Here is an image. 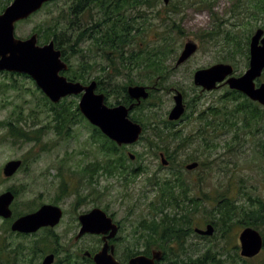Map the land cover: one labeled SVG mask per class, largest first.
Instances as JSON below:
<instances>
[{
    "label": "rangeland",
    "instance_id": "1",
    "mask_svg": "<svg viewBox=\"0 0 264 264\" xmlns=\"http://www.w3.org/2000/svg\"><path fill=\"white\" fill-rule=\"evenodd\" d=\"M70 1L55 0L44 11L24 22L20 28V35L25 37L36 28L42 29L48 25L52 27L57 16L66 15V7ZM155 5L153 11H158V15L152 17L153 19L149 22L157 25L161 23V20H164L168 25L174 26L168 35L167 48L170 50V54L163 59L162 68L165 70H162L159 77L142 85L152 87L149 97L142 101L133 113L138 123L144 126L142 138L138 143L122 149L120 154L124 155L121 156L123 159L129 153L140 155L158 152H163L166 155L171 153L174 155V160L167 168L157 171L156 174L155 170H159V166H151L147 173L137 175L135 178L126 177L131 180V183L125 187L124 180H122L125 175L115 165L116 160L120 158L119 155L110 156L109 153H104L107 152V144H104L107 139L102 137L99 142L95 141L83 118L71 115L67 109L73 105L72 102L78 104L79 97H68L63 100L62 105L67 107L70 119L74 120L76 117L73 124H70V134L66 139L62 140L57 137L53 131L54 123L50 119L44 120L42 116H39V121L34 127L21 125L29 133L41 129L47 124V129L40 133L38 143L28 142L14 145L9 139L0 140V163L31 154L30 169L35 173L45 171L48 184L54 183L56 195L58 185L62 182L70 190L69 196L60 201V205L65 209V222L63 221L64 224L61 228H70L67 238L72 235L73 229L72 225H68L70 218H74L78 211H83L88 205V202L83 205L79 198L86 196L89 198L94 190L100 194L99 204L103 210L114 213L116 220L123 224L121 234L123 241H121L120 249L124 246H135L134 244L141 243L142 239L136 240V236L132 232H144L141 224L144 221L147 222L146 220H151L154 213L151 212L153 210L149 204L156 201L158 192L155 185L148 184V180L154 176L163 182L166 178L171 177L174 171H179L188 182L192 183L196 191L193 193L195 198L201 195L197 189L199 178L208 173L202 186V194H208V200L200 207L198 205L194 208L191 225L184 226L185 228L190 227L192 230L190 234L193 233L194 228L205 229L206 224L213 225L212 222H216L208 218L205 212L209 213L213 209L216 211L213 198L221 191L231 190L233 199L238 200L239 205H244L247 208L248 197H258L264 203V144L261 145V142L264 143V108L259 107L263 120L258 124L254 123L251 129L241 124L242 118H239L240 121L237 125L241 128L239 131H236L235 128H228L225 126L226 123L222 115H218L212 121H214V125L218 124L219 126L216 129L204 126L205 136L197 138L196 132L204 123L196 119L197 113L211 106L224 111L222 101H226L224 97L229 89L227 86H222L212 91H203L193 84V74L196 70L219 63L231 65L234 69V76L245 72L248 66L250 38L257 29L260 28L264 31V0H211L208 7H205V4L200 0H169L167 5H164L163 0H157ZM175 7L176 9H174ZM91 13L96 14V9L93 8ZM146 13L150 15V11L146 10ZM148 18L149 16L146 17V20ZM61 20L58 18V22ZM139 21L141 22L140 19ZM158 32L160 33L161 30ZM155 34L147 28L145 38L143 37L144 44L156 47L159 42H162L160 37ZM188 41L197 45L196 52L179 67L173 69L184 44ZM141 47L143 46L141 45ZM77 61H79L78 57L72 58L74 66L78 65ZM132 78L137 79L138 77L134 75ZM121 81H127V79L116 80V82ZM259 82L264 83V72ZM174 90L182 94L183 102L187 107L185 117L172 124L168 121L167 114L174 105ZM240 101L242 100L232 101L233 104L228 103L227 110L234 109ZM42 105L43 97L35 93L25 94L23 92L20 97L10 94L0 95V120H13L15 114L19 112V108L25 115L31 109H35V106L37 108L43 107ZM48 116L51 114L49 113ZM257 126L259 129L256 132ZM165 127H169L175 135L170 138V131H165ZM160 130H162L164 139L162 142L158 141L161 149H149V145L155 143V133ZM7 132L6 127H1L0 139L6 136ZM193 136L194 140L188 144ZM234 136H237L236 140H234ZM52 143L55 145L53 146ZM207 144L209 148L206 147ZM97 153L100 155L97 159L99 167L96 170L95 185L87 186L85 185L88 182L87 176H83L89 173L90 165L96 160ZM64 159L66 160L64 161ZM143 159L145 158H141V160ZM210 161V166L206 167ZM193 162L201 165L193 173L186 171L185 166ZM59 164L63 166L61 167ZM63 167L64 175L61 172ZM59 173L63 176H59ZM0 180V192L16 183L12 180L3 182L2 177ZM15 180H18V177ZM77 202H79V206H75ZM236 215L232 222L227 223V226L226 223L223 222V226L221 221H217L215 226L213 225L212 236H205L203 240L195 234L188 237L186 240L188 247L185 248H189V251L185 253L179 251L183 249L177 248L179 259L181 257L194 259L207 252L209 258L212 257L210 264H240L238 236L246 227L239 223L241 215L238 213ZM160 216H157V220ZM222 229L228 232H222ZM254 229L264 235L263 224L258 223ZM157 232L160 233L161 228H157ZM170 247H175V245H170ZM71 248L73 252L75 249L73 244ZM166 249L170 253L168 246ZM233 249H236V252H233ZM172 252L175 254L174 250ZM169 256L174 259V255ZM262 260H264V250L259 254V259L256 258L246 264H264Z\"/></svg>",
    "mask_w": 264,
    "mask_h": 264
},
{
    "label": "flooded vegetation",
    "instance_id": "2",
    "mask_svg": "<svg viewBox=\"0 0 264 264\" xmlns=\"http://www.w3.org/2000/svg\"><path fill=\"white\" fill-rule=\"evenodd\" d=\"M14 1L15 0H0V16L5 13V11L13 4ZM53 2H55V0L43 3L40 9L29 15L26 19L15 21L13 23L12 32L14 39L16 41H22L27 40L32 35H36V47L38 48H42L52 42L54 44V49L60 51L61 61L67 66V69L60 71L59 75L65 77L68 81H71L70 79L72 72L77 70L79 74H82L88 80L86 83H82L83 85H88L90 82L96 83V93H99L98 87L100 86V81L102 80L116 81L118 79H129L134 75H136L137 77L142 76L141 71H138L133 66L129 54L127 55V57L125 56L116 60L117 58L112 51H102L95 48L96 45L94 44L93 39L89 37L88 33L85 32V29L89 28V26L92 25L91 23L96 21L98 15H100V12H98V10H96V14L93 13L94 16H92L91 18H88V12L84 15V21H86V24L81 27L83 29L84 35L81 37L82 43L80 50L82 51L81 53L83 55L84 64L82 62V66L80 67H76L72 63V58H75V55H72L69 51H66V55L64 56L62 54V51L56 47L54 24H52V27L48 25L42 29L36 28L25 37L20 35V28L22 24L34 18L40 12L44 11ZM69 5L66 7L65 12H68ZM95 15H97V18H95ZM146 24L148 25V21ZM147 25L146 28L148 27ZM144 35L145 33H143V35L141 36L142 39L143 37L145 38ZM69 38L70 34L68 32L63 35V39ZM137 38H140V35H138ZM16 56L17 52L13 49H2V51L0 50V61H11L13 57L14 59H16ZM102 57L105 59H103ZM145 64L146 63L141 64V68L139 69L143 70V73H151L148 68L149 66H146ZM179 66L174 65L173 69ZM163 69L165 70V68ZM222 86L226 85L222 84L219 87ZM28 87L31 88V90H29ZM23 92H25V94L35 93L40 97H46V95L38 88L35 80L29 75L19 72L16 65L15 67L13 66L5 69H0V95L10 94L15 97H20ZM63 100H65V98L61 99L57 104H54L50 101L49 102L53 106L59 107ZM134 102L135 101L131 100L130 104L125 106L128 107L131 104H134ZM52 105L50 106L49 104H43V107L40 106L37 108L35 106V109H31L25 115H23L21 108H19V112L15 114L13 120H0V128L6 127L8 130V132L5 133L6 136L2 137L0 140L6 141V139H9L14 145L26 144L28 142L38 143V138L30 141L26 138L10 137L8 136V133L9 127H12L13 125L18 123H20L21 125L24 124V126L34 127V125H36L39 121V116H42L44 120L50 119L54 123L53 131L57 135V137L62 140L66 139L70 134V115L68 111H66L64 113L62 122L58 121L56 123L55 114L53 112L54 107ZM139 106H134L129 111L128 116L130 120H132V118H135L133 116V113H135V110ZM184 106L185 110L182 115L183 117L181 116L178 121H181V119L185 117L187 105L184 104ZM49 113L51 114V116H48ZM83 120L89 126L94 140L99 142L103 137L100 130L91 125L86 119H84V117ZM171 123L174 124L173 122ZM46 126L47 124L41 127V129H38L40 133L47 129ZM52 145L54 146L55 143H52ZM125 147L127 146H122V149H125ZM99 155L100 153H97L95 155L96 160L90 165L89 173L83 176H87L86 179L88 180V182L85 183V185L87 186L95 185V176L97 174L96 170L99 167V160H97L99 158ZM109 155H119L120 158L116 160L115 165L120 169L122 174L125 175V177L122 179L124 180L123 184L125 187L127 186V184L131 183V180H128L126 177L135 178L137 175L140 176V174L149 172V168L156 165L159 166V170H155L157 174V171L167 168L174 160L173 154L169 153L168 155H166L163 152L153 154L144 153L142 155L129 153L127 154V157L125 156L123 159H121V156L123 154L120 153H110ZM30 157L31 154H25L20 158L10 160L20 162L18 169L14 171V173L10 176H6L3 173L4 166L10 161L0 163V178H3V182L6 180H12L16 182L0 192V196L6 193L11 194V201L8 204V208L5 211L0 212V264H95L94 257L102 252L105 244H107L108 253L113 249V256L115 260L120 264H129L130 259L137 256L152 258L153 254L157 252L160 253V259L155 260V264H172L174 260H177L176 258L171 259V256H169L173 255V252L169 249L170 253H168L166 249V240L160 233L153 238H150L149 236L144 238L141 243L139 242L134 244L135 246H124L120 249V245L122 243L121 241H123V238H121V234L123 232V224L121 221L116 220V215L114 213H108L106 210H103V208L99 204L100 194L98 192H95L94 190H92L91 196L89 198H86L87 196L84 198H79V200L81 199L83 205H85V202H88V205H86L83 211H78L74 218H70L68 225H72L73 229L72 235L67 238V235L70 234V228H61V226L65 222V209H63V207L60 205V201L69 196L70 190L67 188V186H65V183L62 182L58 185V192L56 195L54 183L48 184L47 173L45 171L43 173H35V171L30 169V161L32 160ZM141 158L145 159L141 160ZM162 158H164V160L166 161V165L162 164ZM65 160L66 159H64V161ZM158 162H160V164H158ZM59 165L61 167L63 166L62 164ZM196 169L187 171L193 173ZM64 170V167L62 168V171L61 168H59V171L63 172V175ZM63 175L59 173V176ZM19 176H21V179H19ZM17 177L18 180H15ZM157 181L161 182V180L156 179L153 176L151 181L148 180V184L151 185L152 183L154 184ZM186 188H190V194L191 196H193L195 190L194 186H192V183L191 186H187ZM157 200L158 198L156 199V201L152 202V204H158L159 201ZM185 203L188 205L187 201H185ZM76 205L79 206V202H77L75 206ZM43 207H57L60 209L61 217L56 224L51 225L47 221L46 225H40L34 230H29V228L27 227L28 229L25 231L20 230L16 227L17 221H19L21 218L35 214ZM96 209L103 211L109 218L112 219V222L117 226V233L113 238H108L109 233L103 235L102 233L96 232H81L82 225L80 223V217L86 216ZM189 210L190 216L193 219V205H191V208ZM151 212H153L154 214L157 213L156 211ZM207 225L208 224H206L205 227ZM189 228H185L184 230L186 233L185 246L187 244L186 240L193 234H195L199 238H202L201 240L204 239L205 236H201L195 232V230L199 228H194L193 233L191 234ZM132 234L137 238L140 233L132 232ZM261 237L263 240V247L259 254L264 250V235L261 234ZM72 244L75 247V249H73V252L71 248ZM186 247H188V245ZM185 250L186 251L184 252L186 253L187 251H189V248H186ZM232 251L236 252V249H233ZM259 254L253 258H244L240 256L239 249L240 264H246V262H251L256 258L259 259ZM263 261L264 260H262V263ZM178 263H180V261H178Z\"/></svg>",
    "mask_w": 264,
    "mask_h": 264
},
{
    "label": "trees",
    "instance_id": "3",
    "mask_svg": "<svg viewBox=\"0 0 264 264\" xmlns=\"http://www.w3.org/2000/svg\"><path fill=\"white\" fill-rule=\"evenodd\" d=\"M156 1L157 0H71L66 15L57 16L55 18L54 34L56 36V47L62 51L64 56L66 55V51H69L72 55L78 57L79 61H77L78 65L76 67L82 66V62L84 64L83 55L81 53L82 51H80L82 43L81 37L84 35L81 27L86 24V21H84V15L88 12V18H91L93 16L91 10L95 8L98 12H100V15H98L96 21L91 23L92 25L89 26V28L85 29V32H87L89 37L93 39V42L96 45L95 48L102 51H112L117 58L116 60L125 56L127 57L129 54L133 66L138 71H141L142 76L137 79L129 78L127 81L121 82H116L115 80L100 81L98 92L105 96V103L109 107L120 104L127 106L130 104L131 100L127 96L126 88L131 85H143L147 81H154L159 77L162 70H164L161 65L163 59L170 54V50L167 48L169 40L168 35L172 32V28L174 26L172 27L168 25L167 21L164 20H161V23L157 25L149 22L153 19L152 17H156L158 15V11H153L156 6ZM210 1L211 0H200L201 3L205 4V7L210 5ZM174 9H176V7ZM146 10L150 11V15H147ZM147 16H149V18L146 20ZM58 18L62 20L58 22ZM147 21L148 25L146 24ZM146 25L151 32L156 33L155 36H159L162 40V42H159L156 47L144 44L141 37L137 38L138 35H143V33H145L147 30ZM159 30H161L160 33L158 32ZM67 32L70 34V38L63 39V35ZM141 45L143 47H141ZM144 63H146V66H149L148 68L151 73H143L142 70L139 69L141 68L140 65ZM70 80L81 83H86L88 81L82 74H79L77 70L72 72ZM111 99H113L114 103L111 102ZM224 100H226L222 101L224 111L215 106H211L200 113H197L196 119L200 122H204L196 132L197 138L205 136L204 126L206 128L211 127L212 129H216V127L219 126L218 124L214 125V121H212L214 117L218 115H222L224 118L226 123L225 126L228 128H235L236 131L241 129L237 126L240 121L239 118H242L241 124L248 129H251L254 123L258 124L261 120H263L262 115L259 112L261 111L259 110V106L248 100L242 94L236 91H228ZM238 100L242 101L238 102L234 109L227 110L226 105L228 103L233 104L232 101ZM63 103L64 101L59 107L53 106L46 97H43V104H49L54 107L53 112L55 114L56 123L58 121L62 122L64 113L67 109L71 115H77L79 118L82 117L75 102H72L73 107L70 106L68 108L65 107V105H62ZM75 120L76 117L74 120L70 119V123L73 124ZM132 120L134 122H138L135 118H132ZM164 129L165 131H170L169 127H165ZM258 129L259 127L257 126L255 131L257 132ZM169 134L170 138L175 135L172 131H170ZM8 136L26 138L27 140L32 141L39 138L40 131L33 130L28 133L23 129V126L18 123L9 127ZM194 138L195 137L193 136L192 140L189 141L188 144L191 143ZM236 139L237 136H234V140ZM163 140L162 130H160L155 133V143L150 144L149 149L154 148L156 150H160L161 147L159 146L158 141L162 142ZM104 144H107V152H104L106 154L121 152L122 147H117L109 140L104 142ZM262 144L264 143L261 142V145ZM206 147L209 148V145L207 144ZM210 163L211 161L206 167H209ZM200 165L201 164H199V166ZM207 174L208 173H205L204 176L199 178L197 189L201 195L199 197L197 196V198L191 196L190 188H186L187 186H191V183L188 182L179 171L172 172V176L166 178L163 182L157 181L154 184L152 183L151 185H155L157 187V201H159V203H151L149 207L157 213L152 215L151 220H146L147 222L144 221V223L141 224L144 232H140L136 240H143L148 236L153 238L159 234L157 232V228H161L160 234L166 240V247L168 246L170 250L172 249L175 252L173 255L177 260H174L172 264H210L212 262V259L210 258L212 257L209 258V254H207V252L194 259L191 257H181L179 259L177 256L179 252L177 248L183 249L182 251H186V233L184 231V226H190L192 223L189 210L191 205H193L194 208L198 205L200 207L202 203L208 200V194H202V186L205 183ZM149 180L151 181L152 178ZM232 193L233 192L229 189L218 193L217 196L213 198L216 211L213 209L209 213L205 212V215L208 218L215 220V223H217V221H221L222 224L224 222L227 226V223L232 222V220H234L237 216L236 213H238L241 215L239 223L245 227L256 228L258 223L264 225V203L261 199L258 197H248L247 208L244 205H239L238 200L233 199ZM185 201L188 202V205ZM159 214L162 215L160 216ZM157 216H160L161 218L159 217L157 220ZM212 223L215 226V223ZM189 230L191 232L190 228ZM227 230H229V228H227ZM221 231L225 233L228 232L225 231V229H222ZM144 233L147 235L144 236ZM170 245H175V247H170ZM178 259L180 263H178Z\"/></svg>",
    "mask_w": 264,
    "mask_h": 264
},
{
    "label": "water",
    "instance_id": "4",
    "mask_svg": "<svg viewBox=\"0 0 264 264\" xmlns=\"http://www.w3.org/2000/svg\"><path fill=\"white\" fill-rule=\"evenodd\" d=\"M51 0H15L13 4L0 16V50L13 49L17 52L16 59L11 61H0V69L17 67L18 71L32 77L38 88L54 104L59 103L63 98L79 96L78 110L80 114L93 126L97 127L101 133L117 146L131 145L136 143L141 134L142 126L128 118L129 111L141 100H146L149 96L148 88L144 86H128L127 95L135 103L126 107L116 105L108 107L105 104V97L101 93H96V83L90 82L83 85L80 82L68 81L60 76L59 72L66 70L67 66L60 59V51L54 49V44L50 42L42 48L36 47V35H32L27 40L16 41L13 37V23L17 20H24L29 15L41 8L43 3ZM169 0H163L164 5ZM197 50L194 42L188 41L178 56L175 65L179 66L188 60ZM248 67L245 72L234 76L233 67L229 64H215L205 69L196 70L193 75V84L203 91H212L221 84L228 86L230 90L237 91L246 96L252 102L264 107V83L256 85L264 71V31L257 29L252 35L248 45ZM11 65V66H10ZM174 106L168 114L169 121L178 120L184 113L183 97L180 92L173 96ZM166 165L164 158L161 160ZM19 161L8 162L3 169L6 176H10L19 167ZM198 166L193 162L186 166L187 170H193ZM11 201V194L6 193L0 196V212L8 208ZM61 217L59 208L43 207L35 214L21 218L16 223L20 230H34L40 225L56 224ZM82 225L81 232L108 234V238H113L117 233V226L101 210H93L90 214L80 217ZM28 227V228H27ZM96 229V230H95ZM195 232L201 236H212L214 227L208 224L204 230L196 229ZM240 256L253 258L258 255L263 247V240L260 233L251 228H244L239 234ZM107 244L102 252L94 257L95 264H120L113 256V249L108 253ZM160 259V253H154L152 258L137 256L131 258L129 264H155V260Z\"/></svg>",
    "mask_w": 264,
    "mask_h": 264
}]
</instances>
